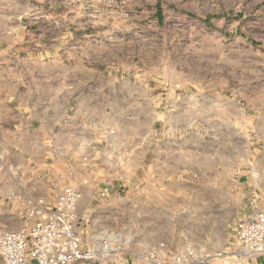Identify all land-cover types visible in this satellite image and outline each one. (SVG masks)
I'll list each match as a JSON object with an SVG mask.
<instances>
[{
    "label": "crops",
    "instance_id": "obj_1",
    "mask_svg": "<svg viewBox=\"0 0 264 264\" xmlns=\"http://www.w3.org/2000/svg\"><path fill=\"white\" fill-rule=\"evenodd\" d=\"M30 4L0 0V37L27 34ZM20 22L26 28L15 26ZM216 23L215 44L198 48L214 64L215 77L199 80V93L186 70L176 68L188 65L190 40L173 43L180 35L164 32L157 20L145 25L154 27L151 36L135 41L136 63L121 61V75L111 66V75L97 76L96 64L79 60L37 61L35 70L27 47L15 67L4 61L2 226L28 224L24 208L39 198L53 203L65 186L80 190L83 204L92 206L118 204L101 196L104 191L110 197L136 192L143 244L164 240L208 255L229 253L204 264H264V254L238 258L233 232L236 221L264 210V71L256 74L264 70V41L246 43L239 35V44L225 45ZM72 33L78 36L79 28ZM241 52L247 54L244 93L236 75ZM165 53L180 55L164 63L167 75L160 76Z\"/></svg>",
    "mask_w": 264,
    "mask_h": 264
},
{
    "label": "rangeland",
    "instance_id": "obj_2",
    "mask_svg": "<svg viewBox=\"0 0 264 264\" xmlns=\"http://www.w3.org/2000/svg\"><path fill=\"white\" fill-rule=\"evenodd\" d=\"M153 20H157L164 32L180 35L173 43L185 44L190 40L193 46L190 61L186 68H176L182 72L186 70L195 82L197 93L201 87L199 80L215 77L214 64L206 58L208 54L198 48L215 44L216 20L222 23L218 24L223 28L225 45L239 44V35L246 36V43L262 44L264 41V0H31L27 6V34L0 37V68H5L4 61L8 69L15 67L13 62L23 60V50L27 47V62H33L35 70L37 61L79 60L96 64L97 76L111 75V66H114V74L121 75V61L135 64L140 57L135 41L151 36L154 27L145 25H151ZM6 23L13 26L11 22ZM18 25L26 28L21 22L15 26ZM73 28H79L78 36L72 33ZM179 55L171 53L168 57L165 53L160 56L164 57L160 76L167 75L169 66L164 63ZM246 56V52L240 53L236 69L241 93L248 87ZM263 71V68H256L257 75ZM197 97H194L192 109L198 112L200 101ZM193 124H199V118L193 117Z\"/></svg>",
    "mask_w": 264,
    "mask_h": 264
},
{
    "label": "built area",
    "instance_id": "obj_3",
    "mask_svg": "<svg viewBox=\"0 0 264 264\" xmlns=\"http://www.w3.org/2000/svg\"><path fill=\"white\" fill-rule=\"evenodd\" d=\"M118 204H83L80 190L65 186L53 203L44 198L23 210L28 224L6 229L0 222V264H204L229 253L205 254L196 248L159 240L141 242L136 192L108 196ZM238 258L264 254V210L234 224ZM226 264V263H225Z\"/></svg>",
    "mask_w": 264,
    "mask_h": 264
}]
</instances>
